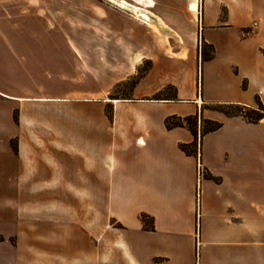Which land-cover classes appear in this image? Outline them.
Masks as SVG:
<instances>
[{
	"label": "crops",
	"instance_id": "1",
	"mask_svg": "<svg viewBox=\"0 0 264 264\" xmlns=\"http://www.w3.org/2000/svg\"><path fill=\"white\" fill-rule=\"evenodd\" d=\"M190 1L198 14L199 0ZM125 3L109 4L150 19ZM0 6L3 220L5 232L36 226L19 237L31 247L10 261L5 255L4 264H19V257L29 258L26 264H108L106 253L91 250L93 209L119 225L103 233L116 240L119 264H264V119L251 123L209 110L253 109L264 95L262 25L257 47L243 60L247 96L237 81L230 89L237 76L229 64L212 66L209 76L213 88L234 90L232 97L204 98L197 74L187 77V62L178 61L174 75L149 74L129 97L108 99L105 77L93 74L97 62L78 55L76 42H60L53 26L31 24L38 12L31 14L28 0H0ZM169 85L175 97L161 94ZM168 119L179 125L167 128ZM205 119L223 125L203 135Z\"/></svg>",
	"mask_w": 264,
	"mask_h": 264
},
{
	"label": "rangeland",
	"instance_id": "2",
	"mask_svg": "<svg viewBox=\"0 0 264 264\" xmlns=\"http://www.w3.org/2000/svg\"><path fill=\"white\" fill-rule=\"evenodd\" d=\"M119 1L28 0V4L34 10L30 12L31 14L38 12V15L31 16V24L53 26V34L59 36L60 42H76L78 55L87 56L89 60L97 62V65H92L93 69L97 68L93 70L95 72L93 74L105 77L104 83L109 88L108 99L129 97L136 84L149 74L159 76L164 70L166 76L170 73L174 75L178 61L187 62L186 65L182 63L186 67L187 77H195L197 74L199 93L200 95L202 93L204 98L210 95L216 98L232 97L234 90L230 89L234 81L239 84L243 95L250 94L248 81L243 78V60L250 57V51L254 47L252 44H258L259 34L256 32L249 37H243L242 33L247 27L242 28L241 25L256 22L259 27L260 25L264 27V0H199L195 1L199 3L198 14L191 10L193 6L190 0H123L131 7L149 12L148 21L110 5L119 8ZM202 4H205L206 19L204 28L198 30L197 22L200 21ZM157 16L164 18L165 22L169 21L167 25L171 28L166 27ZM178 18L181 22L180 28L176 23ZM207 20L212 24H207ZM151 25L155 26L156 30ZM262 42L260 53L264 55V40ZM169 56L173 58L171 62H164ZM229 64L234 68V76H237L230 78L231 88L229 90H224L221 86L213 88L209 76L210 68L214 66L215 69L222 70ZM119 78L123 81L119 82ZM188 87L192 88L191 85ZM161 94L165 97H175L176 89L169 85ZM255 102L257 105L253 109L228 107L226 112L243 110L245 120L252 123L259 113L264 115L263 93L256 96ZM209 110L219 112L211 108ZM107 113L109 117L112 116L111 111ZM14 120L18 121L17 112L14 113ZM188 123H192V120ZM173 124L178 122L173 121ZM203 127L207 130L212 127V123L205 121ZM11 146L17 153V141L13 140ZM2 196L3 194L0 193V264H4L5 255H7L6 260L10 261L13 258L11 255L16 250L29 249L30 242L19 240V237L22 233L36 230V226L30 223L24 230H19V233L15 230L5 232ZM101 196L105 202V194ZM92 211L94 218V214L98 213L94 209ZM97 217L98 219L95 220L92 218V233L89 240L91 250L96 254L106 253L108 264H119V256H116L115 251L116 240L103 238L104 231L115 232L114 229L119 225L114 220L104 222L99 214ZM149 224V219H146L145 225ZM44 244L48 242L44 241ZM27 259L29 258L19 257L17 261L19 264H26Z\"/></svg>",
	"mask_w": 264,
	"mask_h": 264
},
{
	"label": "trees",
	"instance_id": "3",
	"mask_svg": "<svg viewBox=\"0 0 264 264\" xmlns=\"http://www.w3.org/2000/svg\"><path fill=\"white\" fill-rule=\"evenodd\" d=\"M203 59V58H202ZM228 107H235V108H242L243 106H241V105H224V106H219V107H215V108H213L214 110H218L219 112H221V113H223L224 115H226V116H228V117H232V116H241V117H243V118H245V112H243V110H238V111H236V112H234V113H227L226 111H227V108ZM244 108H246V107H244ZM246 109H249V108H246ZM261 111H263L262 109H260ZM264 118V115L262 114V113H259V116L252 122V123H257V122H259V121H261L262 119ZM247 119V118H246ZM190 118H188L187 119V122L189 121L190 122ZM211 122L212 123V127L211 128H209V129H207V130H204V127L202 128V134L203 135H205V134H207V133H210V132H215V131H217V130H219L221 127H222V123H220V122H217V121H211V120H204L203 121V123L204 122ZM250 122V121H249ZM166 124H167V128H171V127H173L174 125H179V124H173V121L172 120H170V119H168L167 121H166ZM188 125H189V128L191 129V131L193 132V134H195L196 135V132L194 131V129L192 130V125H191V123L189 124L188 123ZM147 218H145V217H143V221L145 222V220H146Z\"/></svg>",
	"mask_w": 264,
	"mask_h": 264
},
{
	"label": "built area",
	"instance_id": "4",
	"mask_svg": "<svg viewBox=\"0 0 264 264\" xmlns=\"http://www.w3.org/2000/svg\"><path fill=\"white\" fill-rule=\"evenodd\" d=\"M259 30V24L256 22H253L250 26H248L245 31L242 33L243 37H249L256 33Z\"/></svg>",
	"mask_w": 264,
	"mask_h": 264
}]
</instances>
